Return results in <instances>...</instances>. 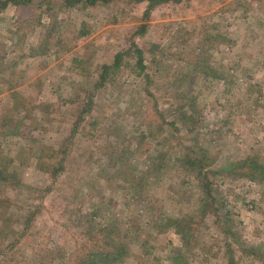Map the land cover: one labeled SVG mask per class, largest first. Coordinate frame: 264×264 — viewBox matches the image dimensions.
I'll return each mask as SVG.
<instances>
[{"label": "rangeland", "instance_id": "obj_1", "mask_svg": "<svg viewBox=\"0 0 264 264\" xmlns=\"http://www.w3.org/2000/svg\"><path fill=\"white\" fill-rule=\"evenodd\" d=\"M145 6L0 11V264H71L101 229L98 264H228L226 242L235 264H261L240 248L264 252V185L233 166L264 164V0H184L143 19ZM133 39L150 84L131 51L96 87ZM191 149L211 162L216 214L178 160ZM42 153L63 156L57 177Z\"/></svg>", "mask_w": 264, "mask_h": 264}, {"label": "trees", "instance_id": "obj_2", "mask_svg": "<svg viewBox=\"0 0 264 264\" xmlns=\"http://www.w3.org/2000/svg\"><path fill=\"white\" fill-rule=\"evenodd\" d=\"M54 0H0V11L7 8L9 5H14L19 9H22L23 7H30L31 5L35 4H42V5H50ZM57 1V0H56ZM60 4L64 5L66 8H72L75 6H80L82 8L87 7V6H94L97 4H107L111 1L115 0H58ZM137 2H146V6L143 10L142 17L143 19H146L149 17L150 12L163 4H168V3H173V4H178L181 3L184 0H133ZM188 1V0H186ZM146 23H141L137 26L136 30L134 31V35L136 34H142L146 30ZM133 52V55L135 57V65L138 68V74L143 75L145 77V81L147 84H150L151 78L149 73L147 72L148 66L144 63L145 58H144V52L142 49L137 47V45L134 43V39L132 41V46L131 49L128 50H123L115 53L113 57V61L110 64H103L101 66V72L98 75V82L96 83V87H99L106 83L107 81L110 80L111 74L115 73L119 67L122 64L123 61V56L126 54H129L130 52ZM154 51V50H153ZM153 51H151L153 53ZM264 64V60H263ZM157 70L159 69L158 66H154ZM91 103V100H90ZM87 105V107H85ZM89 106V107H88ZM156 113H159L157 111ZM91 111V105H89V100L87 104H84L81 108L80 111H78V114L75 118L74 125L72 128V131L70 134H75L78 130L79 124L82 122L84 119L85 115H87ZM71 137V136H70ZM70 137L66 138L63 143H67L70 139ZM61 144V146L63 145ZM60 146V148H61ZM59 148V153H64L61 149ZM56 151L55 153H57ZM204 151L199 150L195 151L194 149H191L190 153H184L181 158H178L183 165L188 166L191 170H193L199 177V183H200V188L205 191V197L201 199L203 201V211L204 214L211 213V214H216L217 212V206L214 204V197L212 195V187H211V182L208 179L207 173L208 171V166L210 165V160L203 155ZM36 166L40 169L49 171L51 174L52 178L57 177L58 174H60V171L63 169L61 166L62 157L56 160L54 153L52 154H40ZM52 155V156H51ZM57 155V154H56ZM51 161V167L50 168H45L42 165H44L43 162L46 160ZM55 159L54 161H52ZM43 161V162H42ZM235 170V171H234ZM233 171L236 173V175H242V176H247L249 178L255 179L259 181L261 184L264 185V164L260 163L256 157L251 158V157H245L243 158L238 164L233 166ZM185 220H182L180 218H171L167 219V226H173L175 227L176 231L183 232V226L182 223H184ZM100 229V228H99ZM102 232H100L101 236L99 238H95L94 236H91L93 238V241L97 243V246L91 247L89 250H86V245L81 247L79 252H75L73 255L76 257V260L71 262V264H98V261H104L107 259V254L108 252L104 253L103 258H99L103 255L102 249L104 250L105 245V236L103 234V230L101 229ZM107 234L106 236H108ZM95 245V244H92ZM120 247H123L121 245ZM118 252H122L121 248H118ZM180 251V249H177ZM240 251L242 254L249 255L252 258H257L258 260L264 262V252L263 251H258L257 249H251V248H240ZM225 255L228 259V264H235V259H234V251L231 248V245L229 242L225 243ZM120 257V256H117ZM101 264V263H99Z\"/></svg>", "mask_w": 264, "mask_h": 264}, {"label": "crops", "instance_id": "obj_3", "mask_svg": "<svg viewBox=\"0 0 264 264\" xmlns=\"http://www.w3.org/2000/svg\"><path fill=\"white\" fill-rule=\"evenodd\" d=\"M250 261H252V258L250 259ZM260 261V260H259ZM261 264H264V262L261 261Z\"/></svg>", "mask_w": 264, "mask_h": 264}]
</instances>
